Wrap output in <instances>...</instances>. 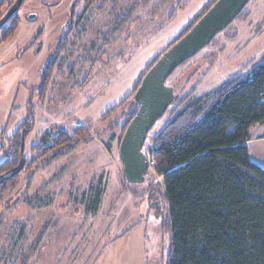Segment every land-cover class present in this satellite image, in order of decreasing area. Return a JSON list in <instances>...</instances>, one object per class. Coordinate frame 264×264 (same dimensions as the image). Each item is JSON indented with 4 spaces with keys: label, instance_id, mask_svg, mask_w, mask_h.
Here are the masks:
<instances>
[{
    "label": "rangeland",
    "instance_id": "1",
    "mask_svg": "<svg viewBox=\"0 0 264 264\" xmlns=\"http://www.w3.org/2000/svg\"><path fill=\"white\" fill-rule=\"evenodd\" d=\"M14 1L0 0V16ZM213 1L25 0L10 27L0 29V164L21 125L33 118L27 167L13 190L0 189V264L167 263L172 229L163 228L170 217L164 189L156 185L160 179L149 169L143 183L126 181L118 150L126 108L103 117L134 92L152 61ZM15 22L16 31L5 39ZM64 37L68 42L56 55ZM263 61L264 0H252L167 85L179 98L192 94L189 102H195L248 63L246 75ZM171 110L149 133L147 152ZM55 128L69 134L81 128L89 140L48 164L46 158L34 163V146ZM250 132V159L264 168V125ZM92 185L104 188L96 213L87 212L83 198Z\"/></svg>",
    "mask_w": 264,
    "mask_h": 264
},
{
    "label": "trees",
    "instance_id": "2",
    "mask_svg": "<svg viewBox=\"0 0 264 264\" xmlns=\"http://www.w3.org/2000/svg\"><path fill=\"white\" fill-rule=\"evenodd\" d=\"M217 1L208 4L187 24L152 61L147 72ZM17 27L15 22L4 38L8 39ZM66 42L67 39L60 41L56 55ZM54 64L55 60L46 69L44 85L48 84ZM251 65L248 63L239 76L224 82L198 101L189 102L192 94L183 98L175 96L174 109L167 110L172 112L170 122L151 139L150 169L160 179L156 185L163 187L169 206L170 219L164 222L163 228L166 231L172 229L166 264H264V168L254 164L249 156L250 131L264 125V61L249 75L244 74ZM141 82L129 97L103 117L126 108L128 119L118 146L139 109L134 97ZM32 119L30 115L21 125L16 143L0 164V176L17 168L21 132H25L26 141L32 131L33 125H28ZM88 136V132L81 128L73 134L55 128L34 146L33 150L38 153L34 163L46 158L48 164L63 157L74 146L89 140ZM260 138L263 139L264 135ZM107 148L111 149L110 146ZM144 150L149 153L145 145ZM25 159L27 167L26 156ZM18 179L19 174L1 184L0 189L3 192L13 190ZM103 194V186L98 189L94 185L83 194L89 204L88 213L99 211Z\"/></svg>",
    "mask_w": 264,
    "mask_h": 264
},
{
    "label": "water",
    "instance_id": "3",
    "mask_svg": "<svg viewBox=\"0 0 264 264\" xmlns=\"http://www.w3.org/2000/svg\"><path fill=\"white\" fill-rule=\"evenodd\" d=\"M25 0L14 4L0 19V29L17 15ZM252 0H218L185 37L165 51L144 76L134 97L139 109L128 125L119 146L122 173L129 184H141L150 169V160L144 150L149 133L175 102V89L167 85L169 77L187 60L209 47L213 40L226 31ZM37 16H30L34 20ZM25 133H21L20 161L17 168L0 176V185L14 178L25 168Z\"/></svg>",
    "mask_w": 264,
    "mask_h": 264
},
{
    "label": "flooded vegetation",
    "instance_id": "4",
    "mask_svg": "<svg viewBox=\"0 0 264 264\" xmlns=\"http://www.w3.org/2000/svg\"><path fill=\"white\" fill-rule=\"evenodd\" d=\"M17 14H18V13H17ZM2 17H3V15L0 16V18H2ZM14 18H15V17H14ZM14 18H13V19H14ZM13 19H12V20H13ZM12 20H11V21H12ZM11 21H10V23H11ZM10 23H8L4 28L8 27ZM72 25H73V24H72V21H71L70 24H69L68 26H66L65 32L68 33L69 31H71V29H72ZM9 27H10V26H9ZM63 39H66V38L64 37Z\"/></svg>",
    "mask_w": 264,
    "mask_h": 264
},
{
    "label": "crops",
    "instance_id": "5",
    "mask_svg": "<svg viewBox=\"0 0 264 264\" xmlns=\"http://www.w3.org/2000/svg\"><path fill=\"white\" fill-rule=\"evenodd\" d=\"M264 139V138H263Z\"/></svg>",
    "mask_w": 264,
    "mask_h": 264
}]
</instances>
